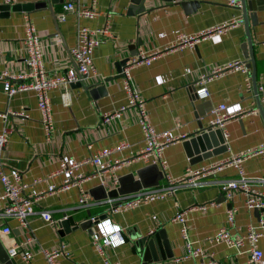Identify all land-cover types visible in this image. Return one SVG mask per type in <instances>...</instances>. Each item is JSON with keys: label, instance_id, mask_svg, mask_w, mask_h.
<instances>
[{"label": "crops", "instance_id": "crops-1", "mask_svg": "<svg viewBox=\"0 0 264 264\" xmlns=\"http://www.w3.org/2000/svg\"><path fill=\"white\" fill-rule=\"evenodd\" d=\"M38 1H46V4L28 11L9 10L6 16L0 17V72L19 74L26 71L22 46L24 13L38 33L42 65L50 76L61 74L70 65L68 50L75 42L78 25L89 28L106 26L108 33L100 36L101 41L92 50L93 75L79 82L80 86L72 83L65 88L55 87L48 91L53 123L50 139L44 137L32 91H20L10 97L0 91V111H10L5 119L0 118V130L2 127L7 129V140L0 152V168L4 173L18 172L26 185L24 194L29 196L39 194L49 184L60 183L62 176L54 174V171L61 159L80 160L120 141H125L126 147L111 153L110 159H126L138 153L143 141L135 108H126L117 116L102 121L104 114L113 113L125 103L120 77L113 78L119 60L129 57L132 51L161 49L178 35H191L232 16H241L238 6H229L225 0H145L144 9L131 14L126 12L130 0H95L99 11L95 17L77 20L73 13L67 12L64 19L58 21L56 16L66 2L90 4L91 0H15L14 3ZM252 1L257 24L249 25V31L255 82L259 87L264 86V0ZM244 42L241 22L223 34L200 39L192 48L161 53L149 65L132 68V82L143 99L148 123L157 131L170 130L175 134H185L186 138L162 151L160 161L163 167L158 164L157 173L150 168L138 174L149 164L134 160L113 171L120 183L112 180L109 171L83 180L80 188L88 197L85 206L77 204L78 188L71 187L37 197L34 211H50L53 218H60L64 213L74 220V224L90 220V217L109 218L120 226L125 239L123 244L105 249L111 262L201 264L200 257H184L188 242L191 247L200 248L203 252L202 264L209 259L222 264H244L248 257L246 245L235 249L224 242L209 241L225 225V212L229 207L235 209L233 225L227 226L232 237L245 233L248 226L258 223L253 210L244 206L241 192L236 191L230 199H225L220 190L221 182L237 177L235 167H226L208 175L204 178V186H180L170 196L123 212H110L111 202L107 198L101 199V187L107 191L121 185L125 191L122 195H133L139 175H142L145 184H153L158 178L157 185H162L165 176L176 178L186 168L218 161L264 143L263 121L257 110L251 112L252 108L256 109L251 80L248 90L240 72L219 75L207 83L209 94L206 98L193 99V85L200 75L229 60L245 59L242 52ZM91 88L95 89L90 93ZM63 93H67V98L62 100ZM259 96L264 112V96L260 92ZM218 103H224L228 111L244 109L247 112L226 122L223 151L213 153L214 148H211L206 151L209 154H192L191 146H183L184 140L192 137L198 126L209 127V110ZM241 165L246 176L264 179V155L247 157ZM91 170L89 164L79 167L83 175ZM34 179L39 180L33 182ZM255 188L264 194V182L256 184ZM112 201L116 203L117 199ZM4 203L0 197V208ZM180 211H184L185 237L180 232L181 224L172 220ZM259 216L264 219V211ZM6 225L10 231L6 234L0 231V244L6 252L13 246L30 251V264H46L40 249L59 247L68 255L57 256L56 264H102L101 257L91 245L92 224L85 229L77 227L61 234L57 225L46 223L38 213H34L27 217L25 225H20L14 218H7ZM158 229H163L172 256L144 261L142 252L136 249L130 236L149 235ZM257 246L264 253V237L258 239ZM12 258L15 264H26L19 256Z\"/></svg>", "mask_w": 264, "mask_h": 264}, {"label": "built area", "instance_id": "built-area-1", "mask_svg": "<svg viewBox=\"0 0 264 264\" xmlns=\"http://www.w3.org/2000/svg\"><path fill=\"white\" fill-rule=\"evenodd\" d=\"M15 0H2V3L12 4ZM229 6H238L239 0H225ZM67 12L75 15L76 19L80 18H93L98 14V8L95 0H91L90 4L66 2L62 5L61 11L57 14L56 19L62 21ZM241 24V16H232L229 19L210 26L202 31H198L191 35L181 34L176 39L161 49H151L149 51H141L135 55L129 56L120 68V86L124 93L125 103L120 105L113 113L104 114L102 121H106L110 117L117 116L121 111L126 108H135L137 111L138 119L137 124L142 134L143 145L138 150V153L126 159H110L109 155L113 152H118L127 143L120 141L113 147H104L99 149L93 154H90L80 160H64L58 162L57 169L54 174H60L61 180L59 184H49L45 189H42L39 194L32 196L24 194L25 184L21 181L20 174L16 171L4 173L0 168V197L4 200V205L0 208V228L1 233H9V227L6 225L7 218H14L20 225H25L26 219L29 215L38 213L39 217L46 223L56 226L57 222L66 219V215L60 218H53L50 211L40 210L34 211L33 206L36 198L44 195H49L55 191L65 190L71 187L78 188V205L85 206L88 201L86 192L80 188V183L89 178L96 177L102 172L109 171L112 175V180L117 182V177L112 173L115 169L119 168L125 163H130L134 160H140L148 164H158L163 167L160 161L162 151L169 145H172L180 140L186 138L185 134L173 133L170 130L157 131L147 121V112L143 106V99L140 97L138 91L133 85L131 69L139 65H149L151 60L161 53L174 51L183 47L192 48L195 43L200 39L213 35L223 34L229 29ZM22 46L25 52L24 64L26 71L19 74H8L6 71L0 72V91L5 93L7 97L20 91H32L36 98V108L39 113V123L41 125L44 137L46 140L50 139V134L53 129L52 112L48 91L55 87L65 88L74 82H81L88 76L95 73V68L92 63V50L101 41L100 36L107 34L108 29L106 26L89 28L84 25H78L75 30V42L69 48L68 55L70 65L64 69L61 74L50 76L48 75L42 65V55L40 50L39 36L35 30L32 22L27 14L22 17ZM57 40L58 37L55 35ZM238 71L243 75L245 87L250 89L249 67L246 65L245 59L229 60L221 65L212 67L208 72L200 75L194 82L193 95L197 99L206 98L209 94L207 83L218 77L221 74ZM258 92L264 96V89L259 86ZM67 98V93L62 94V100ZM259 99H262L259 96ZM244 109L236 111H228L224 103H218L211 107L209 110L210 119L209 127L218 128L222 131V136L225 139L227 133L224 129L226 122L230 119L238 118L240 115L246 113ZM251 112H256L255 108ZM10 111H0V118L5 119ZM7 140V129L2 127L0 130V152L4 147ZM252 155H264V143H260L245 151L230 155L218 161L207 163L195 168H186L181 176L172 178L165 176V183L162 185H153L149 187H142L137 189L133 195H118L115 198H107L111 206L110 212H123L128 209L137 207L142 204L149 203L156 199H162L170 196L180 186L183 187H201L206 185L205 177L221 171L226 167H235L237 177L230 179L219 184L220 190L225 199H230L232 194L236 191L241 192L243 195V203L247 209H263L264 208V194L259 192L255 185L263 183L264 179L261 177H249L244 174L241 163L247 157ZM83 164H89L92 170L89 174L83 175L79 172V167ZM0 154V166H1ZM39 179H34L33 182ZM113 203L112 200H116ZM235 209L229 207L225 212V225L221 226L209 239L213 242H224L230 247L240 249L246 245L248 257L244 264H261L264 260V253L257 246V241L264 237V219H259L257 225L248 226L245 233L240 235L231 236L227 226L233 225ZM109 218L90 217L93 222L90 239L94 251L101 257L102 264H120L119 262H111L105 254L106 248H115L116 240L112 243H105L106 238L116 237L125 241L121 231L118 233L102 232L100 224ZM172 220L181 224L180 232L182 237H185V219L184 211H180L172 217ZM112 223V222H111ZM113 225H118L112 223ZM119 226V225H118ZM120 227V226H119ZM122 243V244H123ZM120 245V244H119ZM184 257L197 258L200 257L202 264L203 252L200 248H193L191 244L186 242ZM46 264H56L55 258L59 255H68L67 252L62 251L61 247L52 249H40ZM7 254L9 257L19 256V258L26 264H30V251H23L19 246H13L8 249ZM206 264H222L209 259Z\"/></svg>", "mask_w": 264, "mask_h": 264}, {"label": "water", "instance_id": "water-1", "mask_svg": "<svg viewBox=\"0 0 264 264\" xmlns=\"http://www.w3.org/2000/svg\"><path fill=\"white\" fill-rule=\"evenodd\" d=\"M144 1L145 0H130L127 8V13H139L144 9ZM162 1H169V0H162ZM185 2H182L184 4ZM46 4V1H38L35 3H13V4H0V17L6 16L9 10L12 11H28L31 10L33 7L38 6H44ZM185 5V4H184ZM238 8L241 11V22L244 28V36H245V42L242 45V52L243 56L246 61V65L250 68L249 77L251 80V87L252 92L254 94V101H255V107L257 110V113L260 115L263 124H264V112L262 110V107L260 105V99H259V92L258 87L255 82V68H254V61L252 57V43H251V33L249 31V25L255 26L257 24L256 15L254 12V5L252 0H239ZM139 43V41H138ZM136 51H132L130 53V56L135 55ZM128 58V57H127ZM127 58L121 59L116 63L115 70L116 75L113 76V78L120 77V68L123 65V63L127 60ZM112 78V77H111ZM76 83V86H80L79 82ZM72 84V83H71ZM70 85V84H69ZM264 89V86H261ZM95 88L90 89V93ZM196 98L193 95V99ZM224 144L225 139L222 136V131L218 128H210V127H201L198 126L197 132L192 135V137L184 140L183 146L187 148L188 146H191L193 153L192 154H209V150H212L211 148H214L211 152L218 153L224 150ZM187 153V152H186ZM192 156V155H188ZM154 169L156 170V173L158 172V168L154 164L147 165L146 168H143L142 171H138V174L144 173L146 169ZM140 178H138L135 181L134 190L140 189L142 187H149L153 185H157V179L153 182V184H145L142 179V175H139ZM118 183H120V180H117ZM102 189V197L101 199L105 198H115L118 195H121L125 193L123 191L122 186L119 185L118 187L111 188L107 191ZM254 216L256 220L258 221L260 219L259 213L264 211L263 209H252ZM88 215V212H87ZM97 218H103V216H99ZM95 221L91 222L89 219H86L85 221H82L80 223L74 224V220L67 216L66 219L60 220L57 222L58 231L59 233H67L69 229H76L79 228H86L93 225ZM130 238L134 242V246L136 249L140 252H142V259L144 261H157L158 259H165L170 258L172 256V252L170 249V244L168 239L166 238V235L163 231V229H158L154 232H151L149 235H131ZM0 263L1 264H15L14 259L12 257H9L6 250L3 248V246L0 244Z\"/></svg>", "mask_w": 264, "mask_h": 264}, {"label": "clouds", "instance_id": "clouds-1", "mask_svg": "<svg viewBox=\"0 0 264 264\" xmlns=\"http://www.w3.org/2000/svg\"><path fill=\"white\" fill-rule=\"evenodd\" d=\"M100 229L102 232H107V233H118L119 231H121L120 227L118 225H113L111 223V221L105 220L100 224ZM113 240H116V245L118 246L119 244L123 243V239L119 238L118 240L116 239V237H111V238H106L105 239V243H112Z\"/></svg>", "mask_w": 264, "mask_h": 264}]
</instances>
